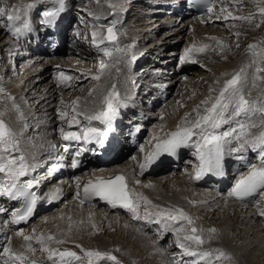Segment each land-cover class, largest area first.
<instances>
[{"label":"bare ground","instance_id":"6f19581e","mask_svg":"<svg viewBox=\"0 0 264 264\" xmlns=\"http://www.w3.org/2000/svg\"><path fill=\"white\" fill-rule=\"evenodd\" d=\"M33 1L35 0H0V7H5L8 10L2 22L0 21V67H2L0 71L5 72L9 67L5 63L9 62L11 56L18 55L20 62H22L28 51L31 54L32 52L35 53V56L25 63L17 64L18 66L21 65L17 69L18 74H8V82L2 88L7 96L15 98V104L18 105L23 118L21 119L19 113L13 109V102L3 95H0V112H4L3 119L17 133L20 152L23 153L30 165L29 174L26 178L35 180L36 186L42 185L38 192L40 197L38 202L39 207H43L44 210L41 212L43 215L37 224L30 221L29 226L20 228L14 227L9 219L6 221L0 216V249L5 247L10 239L12 250L27 255L29 264L32 261H35L36 264H51L47 259V253L40 251V246L36 240L41 235L45 237L52 235L56 239L65 241L64 244H53L52 247L62 250L69 249L79 253L80 249L76 248V245H81L86 250L114 253L125 264H177V261L179 264H189L192 258L181 256V250L176 244V234L165 229L162 223L151 222L155 217H150L149 220L143 218L136 220L133 219L131 213L122 208L110 212L108 208L97 205L82 206L77 201V192L80 191V187L84 183L97 180L107 173L123 170L129 177V189L141 193L153 204L162 208L183 209L192 217L194 226L203 229L205 235H207L208 229L215 228L217 231L211 242L203 246L204 250L222 249L232 256L231 264H264V217L259 215V211L264 209V200L258 198L252 204L238 203L229 198L223 190H217L218 187L224 186L227 182L220 184L214 180L209 182L195 180L193 178L195 171L191 166L193 159L190 154L183 163L163 164L153 174L139 172L142 156L150 152L155 143L154 140H150L151 137L164 138L166 133L177 128L186 114L192 113L194 109L200 106L202 100L209 97L210 88H219V85L216 84L218 79L222 81L225 73L236 71L249 60V56L246 54L249 45L264 41V35L257 38L258 32H255L256 24L253 20L250 23L240 21L239 24L235 25L240 28L245 27V31L249 33V39L248 43L239 42L240 47L236 49L230 41L234 35L230 29L234 23L226 25L228 20H224L225 22L221 20L232 7L237 6L242 10H248L245 15L259 17L257 0H214L216 9L199 19L190 17L185 10L184 13L181 12L183 0H142L146 14H140L141 16L138 14L140 18L137 17L133 27H131V23L126 25L125 32L122 33L121 37H126L131 42L139 41V47H135L130 56L137 55L140 59L143 57V62H147L146 66L143 68L142 63L140 65L136 63V68H134L131 62L124 58L123 53L116 51L114 57L106 63L109 65V71L100 81L92 79L93 76L99 74L100 63L94 64L91 61L96 58L95 55L101 49H115L117 43L105 42L100 46V49L94 45L93 49L96 50H90V54L76 49L73 44L68 45L67 51L69 53L66 51V54L69 56L64 60L62 57L56 56L55 53L52 56L43 50L35 52V48L38 49V46L35 44L34 38H29V35L32 37L37 35L40 44L41 42L45 46L48 44L38 30L42 20H37L36 17L46 5L52 6V8L55 5L52 0L45 1L39 6ZM78 1L80 4L84 2L93 5V2L97 0L91 2L89 0ZM110 4L114 5L117 11L123 7H130L127 5V0H110ZM17 5H35L26 14L23 8L21 9V20L17 22L18 26L21 27L18 38L8 30L7 21V15L11 14V9ZM157 5H168L170 10L166 12L164 17H161L164 11L155 10ZM222 7L225 9L224 13L220 11ZM70 9L69 1H66L65 10L61 14L66 17L67 22L71 18ZM84 9L85 7H83ZM177 9L180 10L179 16H176ZM112 10L113 7L105 3L99 9L102 14L106 15H110ZM94 12H88L84 15V20L89 29L83 31V35L88 36L89 40H91V33L94 30V23H99L100 20L93 18ZM231 13L233 16H239L236 12ZM217 16L221 18L217 19ZM24 22L30 24V30L24 29ZM77 27L80 29L81 23ZM66 28V24L62 25L59 35L68 41L69 37L65 35ZM101 32L106 33L105 28ZM161 32H163V37H160L162 41H157L155 35ZM72 34L74 35V31L70 33V35ZM155 40L159 43H153ZM217 41H222L224 47H216L215 51L209 50L206 52L207 54L204 53L206 56L204 54L199 56L197 63L201 62L200 70L192 76L188 73L179 79V74L172 64L176 62L177 65L185 49L190 48L193 44L197 46L202 44L216 45ZM182 43L184 45L180 49ZM122 45V43L119 45L120 50ZM49 46L54 48L52 44ZM55 46L59 47L58 45ZM128 47L129 45H127ZM169 49L171 50L167 53L166 59L161 62L158 61L162 56L161 53ZM219 50L224 53L220 59L217 58L218 55L216 54ZM213 53L215 54L213 55ZM151 55L156 58L151 57ZM41 63L43 64L39 65ZM189 67H192L190 63ZM195 67L197 68V66ZM15 70L16 68L13 71ZM61 71L72 77L67 82V85L70 86L59 83L57 77ZM163 78L164 82L160 86L168 90H166V94L172 95L173 90H175L174 87H178L173 98H169V96L164 100L159 95L160 87L157 86V82ZM87 80H90V86L87 85L89 92L101 87L107 91L112 84H116L120 93L117 115L112 122V130L108 133L111 140L117 143L116 150L111 151L113 158L106 164H93L96 165L93 169L89 168L74 178H66L64 175L59 179L54 178L50 181V176L47 177L46 175L51 170L50 167L52 165L56 167L59 165V161H65L68 152L63 148L66 141L61 136L59 129L63 127L66 131L69 130L68 123L73 115L71 106L77 100H79L81 108L91 109L96 106L94 98L89 97V92L86 89L80 90L74 101L71 102L69 99L72 97L71 93L76 91L77 87L85 85ZM195 83H199V85ZM261 87L264 85H258L256 89L252 90L253 97L258 95ZM135 96L145 103L160 101L164 102V105L158 110L155 108L152 116L149 117L148 113L143 114L141 109L133 104L132 100ZM135 106L139 108L136 114V111L133 110ZM144 111L147 110L144 109ZM60 112H67L69 114L67 119L61 120ZM129 113L133 114V120L137 119L138 122L145 119L144 121L148 124L145 127L149 129L146 141H149L141 143V147L145 150L143 153L135 151L134 154L126 155L120 159L121 155L126 154L128 150L123 145L130 147L125 133L126 127L133 126L127 118ZM78 119L84 126H87V122L82 116ZM93 125L99 124L93 121ZM99 126L103 127L102 125ZM28 129H30L29 133L27 132ZM71 131H78L75 123ZM253 131L258 130L254 129ZM233 155L235 158L236 155L241 154ZM91 159L92 156L88 160ZM229 160L231 159L229 158ZM166 168L169 170L166 171ZM26 178L21 177V182ZM3 181L4 177L0 174V184ZM136 181L140 183L137 184ZM78 182L79 187L77 186ZM149 184L152 185L151 188L147 187ZM57 205H60V208L52 210L51 207ZM10 206L5 201L2 207L7 209ZM145 210V207L140 209L142 217ZM148 210L155 211V209ZM33 230L35 231L33 232ZM185 230L190 231V228ZM18 231H23L24 235H33V240L30 243L36 249L34 254L27 251L26 243L29 242H26L22 236H18L16 234ZM167 236H171L173 246L170 248L163 246L160 242ZM165 249L169 252L175 250V252L167 253ZM39 257H44V260H39ZM0 264H3L2 260H0Z\"/></svg>","mask_w":264,"mask_h":264},{"label":"snow or ice","instance_id":"6c2138e0","mask_svg":"<svg viewBox=\"0 0 264 264\" xmlns=\"http://www.w3.org/2000/svg\"><path fill=\"white\" fill-rule=\"evenodd\" d=\"M52 2L55 7L42 12V24L48 27L55 25L58 17L65 10L66 4V0H52ZM198 2L203 4L208 12H212L214 5L211 0H198ZM261 5H264V0H257V14L261 18V22H264V6ZM34 6H14L11 9V14L7 15L8 30L14 35L19 34L21 27L17 22L21 20V9L23 8L26 14ZM109 6L114 5L110 4ZM7 11L5 7H0V17L4 16ZM220 11L224 13L225 9L222 7ZM229 17L233 21L249 23L255 19L254 15L233 16L231 12L223 16L225 20ZM93 18L100 19L95 15ZM220 18L217 16V19ZM259 26V24L256 25V27ZM23 27L30 30V25L27 22H24ZM93 27L91 40L98 49L105 42L112 44L117 42L118 37L114 23L107 27L106 33L96 30V26ZM100 27L102 28L103 25ZM236 35L238 37L239 33ZM216 47L223 48V42L217 41L216 45L197 46L193 44L190 48L185 49L184 54L180 57V63H197L199 56L209 50L215 51ZM237 47H239L238 44ZM262 49H264V41L249 45L246 50L249 60L246 63L234 72L225 73L222 81L218 79L216 84L219 85V88H210L209 97L202 100L200 106L192 113L186 114L175 131L166 133L164 138L153 137L155 143L152 150L145 154L143 163L139 165L141 172L150 168L161 156L166 154L175 157L178 151L184 148L190 149L191 154L199 162L193 177L195 180H201L209 173L222 177L225 175L226 157L239 153L241 155L236 156V159L244 160L243 154L251 150L253 153H259L260 165H246L248 170L239 176L227 196L242 203L252 197L264 200V87L260 88L256 97L252 96L253 89H256L258 85H264V51H261ZM101 50L105 56L111 57L110 51ZM108 71L109 65L101 61L99 74L93 76L92 79L100 81ZM57 78L59 83L70 86L67 85V82L72 77L63 71L58 73ZM0 95L13 102V109L19 113L22 119L23 114L15 104V98L7 96L2 88H0ZM88 95L94 98L96 106L91 109L81 108L79 100L75 101L71 106L73 115L68 123L69 130L66 131L61 127L59 131L65 141L94 142L102 148L117 115L120 93L116 84H112L107 91L101 87L93 89ZM59 115L61 120H65L69 114L60 112ZM3 116L4 112H0V174L4 177L3 183L0 184V196L7 197L10 201L21 202V207L14 208L10 212L11 223H27L33 216L40 197L32 191L36 182L32 180L21 182V177H26L29 174L30 165L23 153L20 152L17 133L8 126ZM81 116L87 122V127H81L79 131H71L74 123L79 125L78 118ZM93 121L103 127L94 126ZM254 129L258 131H253ZM140 151L143 153L145 150L141 147ZM72 166H79V161ZM136 183L140 182L136 181ZM77 186L79 187V182ZM147 187L151 188L152 185L149 184ZM83 192L84 200L99 197L112 208H122L131 213L133 219L149 220L150 217H155L151 222L162 223L165 229L176 234V244L181 250V256L192 258L189 264H226V262L231 264L233 260L232 256L222 249L204 250L203 246L213 239L217 231L215 228L208 229L207 235H205V231L195 227L192 217L183 209L162 208L153 204L146 196L129 189L126 177L123 175L89 181ZM79 195L77 192L78 198ZM142 207L146 208L143 217L140 215ZM148 209H155V211ZM6 211L8 210L0 207V214ZM259 215L264 217V209L259 211ZM186 228H190V231H186ZM16 234L29 242L26 243L27 251L34 254L36 249L30 243L33 240V235H24L23 231H18ZM36 243L40 246L41 252L47 253V259L51 264H120L118 258L112 253L86 250L81 245H76V248L80 249L79 253L52 247L53 244L65 243L64 240L56 239L52 235L46 237L41 235ZM0 260L3 261V264H29L27 255L12 250L10 239L8 244L0 249ZM31 264H36V262L32 261Z\"/></svg>","mask_w":264,"mask_h":264},{"label":"rangeland","instance_id":"374dc122","mask_svg":"<svg viewBox=\"0 0 264 264\" xmlns=\"http://www.w3.org/2000/svg\"><path fill=\"white\" fill-rule=\"evenodd\" d=\"M49 2L50 0H35V1H33V3L34 4H36L37 6H39V5H41V4H43L44 2ZM66 1H69V6L71 7V9H70V11H71V18H70V20H69V22H70V24H68L69 22H67L66 23V29H65V35L66 36H68L69 37V40L68 41H66V44H65V46L66 47H57V46H54V48H51L50 46H49V44H46L47 46H45L44 44H43V42H41V46L43 47V49H39V50H43L45 53H47V54H52V56H53V54L55 53V54H57L56 56H60V57H62V59L64 60L65 58H67V56H69L68 54H66V51H67V49H68V45L70 46V45H72L73 44V47H75L76 49H80V50H82V51H86L85 53L86 54H90V50H96V49H93V46H94V44L93 43H91L90 44V41H88L89 39L86 37L85 38V40H86V42L83 40V38L85 37V35H83V31H86L87 29H89V27H87V24H86V21L84 20L85 18H84V15H85V13H88V12H93V11H95L94 12V15L95 16H99L100 17V20H99V23H94L95 24V26H96V28L98 29V30H100V31H103V28H105V30L107 31V29H106V24L108 23V22H112V23H115V21H116V19L118 20V23L116 24L117 26V28H115V31H116V34L119 36V34H121V33H123V32H125V28H126V25L128 26V24L129 23H131V27H133L134 25H135V23H134V21H136V19H138V18H140V16L141 15H144V14H146V13H144V11L146 12V9L144 8L143 9V7H144V4H143V1L142 0H127V5L128 6H130V7H127V8H125V7H123L121 10H115V6H112L113 7V10L111 11V13H110V15H106V14H102L100 11H99V9H100V6L103 4V3H105V4H107V5H110V0H99V3H97V1H95V2H93V5H90V4H87V3H84V2H82L81 4L79 3V1L78 0H66ZM92 0H89V2H91ZM246 1H252V0H246ZM77 6V7H76ZM168 5H166V6H163V5H157V6H155V10H161V11H164V13L163 14H161V17H164L165 15H166V12H168L169 10H170V8L169 7H167ZM83 7H85V9L83 10ZM50 9H52V6H48V5H46V7L44 8V9H42V11H40L39 13H38V15H37V17H36V19L37 20H40V19H42V12L43 11H46V10H50ZM154 10V11H155ZM177 12H179V13H177ZM181 12H183L184 13V9L183 10H181ZM229 12H236L239 16H247V15H245V14H247L248 13V10L247 9H244V10H242V9H240V7L239 6H237V7H232L231 8V10H229ZM140 16H139V15ZM179 14H180V10L179 9H177L176 10V16H179ZM256 15V14H255ZM112 16V17H111ZM5 16H3L2 17V19L0 20L1 22H2V20H3V18H4ZM138 17V18H137ZM221 20H225L223 17L221 18ZM228 21H226V25H228V23H234L233 24V27H231V31L233 32V37H231L230 38V41L232 42V45L234 44V46L236 47V49L237 48H239L240 47V43L239 42H246V43H248L247 41H248V39H249V36H248V34L249 33H247L246 31H245V27L243 28V27H237V25H235V24H239V22L240 21H233L232 19H231V17H229V19H227ZM41 21V20H40ZM42 22V21H41ZM121 22V23H120ZM225 22V21H224ZM253 22L257 25V24H259L260 26L259 27H256L255 26V32H258L256 35H257V38H260V37H262L263 35H264V22H261V18H259L258 16H255V19L253 20ZM81 23V28L80 29H78V27H77V25L79 26V24ZM120 23V24H119ZM125 23V24H124ZM133 23V24H132ZM240 24H242V23H240ZM88 25H90V26H92L91 24H88ZM101 25H103V27L101 28L100 26ZM235 25V26H234ZM248 27V26H247ZM74 31V35L72 34V35H70V33H72ZM164 32V31H163ZM163 32H161V33H157L156 35H155V38L157 39V41H159V40H161L162 38H160V37H163ZM237 33H239V36L237 37ZM122 35V34H121ZM121 35H120V39H118L119 40V43L118 42H116L117 43V45H116V48L115 49H107L108 51H110L111 53H112V55H111V57H109V56H105L104 55V53H103V51L101 50V51H99V53L97 54V55H95V59H93V61H91V63L92 62H94V64L96 63V64H99L101 61H103L105 64L106 63H108L113 57H114V53L116 52V51H118V52H120V53H123V56H124V58H126V59H128V61L129 62H131V64H132V66H134V68H136V63H139V65L141 64V66L144 68L145 66H146V64H147V62L145 61V62H143V60H142V58L140 59V58H138L137 57V55H135V56H130L131 55V52L133 53V49L135 48V47H139V45H138V43H139V41H136V42H131L130 40H128V39H126V37H121ZM117 36V37H118ZM123 38V39H122ZM156 40L155 41H153V43L155 42V43H159V42H157ZM162 41V40H161ZM68 42H69V44H68ZM127 42V43H126ZM129 42V43H128ZM123 44L122 45V49L120 50V44ZM239 43V44H238ZM237 44L239 45V47H237ZM105 45H107V44H105ZM104 45V46H105ZM127 45H129V47L127 48ZM184 45V43H182L181 45H180V49H181V47ZM248 45V44H247ZM125 46H126V48H125ZM158 46V45H157ZM115 47V46H114ZM39 48V47H38ZM69 48H71V47H69ZM113 48V47H112ZM119 48V49H118ZM35 49H37V48H35ZM170 50L171 49H169V50H167L166 52H163V53H161L162 54V56L159 58V60L158 61H163V60H165L166 59V55H167V53H169L170 52ZM156 51V50H155ZM67 53H69V51H67ZM215 53H213V55H214ZM217 55H218V59H220L221 57H223V55H224V53H222V52H220V50L216 53ZM153 55V54H152ZM151 55V57H153ZM25 56V59H23L22 60V62H20V59H19V57H18V55H14V56H11L10 57V59H9V62L7 61L6 63H5V65H7V66H9L6 70H5V72H1L0 71V88H3V85L4 84H6L7 82H8V79H9V77H8V74H18V67L20 68L21 67V65H17L18 63H22L23 64V62L25 63L28 59H31V58H33L34 56H35V53H33L32 52V54L28 51V53L27 54H25L24 55ZM206 56V55H205ZM131 57V58H130ZM153 58H156L155 56L153 57ZM131 60V61H130ZM141 60V61H140ZM16 61V62H15ZM200 61V60H199ZM201 63V62H200ZM200 63L198 64V63H190L191 65H192V67H190L188 70H186L187 72H185L184 74H182V73H180V72H178L177 70H176V67H175V65H176V62L174 63L173 62V67L175 68V71L179 74V79H180V77H182V76H184V75H188V73H189V75L190 76H192L195 72H197V71H199L200 70ZM43 63H41V64H39V65H42ZM195 66H197V68L195 67ZM199 66V67H198ZM2 67H0V69H1ZM16 68V70L15 71H13L14 69ZM50 71V70H49ZM89 81L90 80H87L86 81V83H85V85L83 86V85H81V86H79V87H77V90L76 91H74V92H72L71 93V96L72 97H70L69 99H71V102L72 101H74L75 100V97L77 96V95H79V92H80V90H83V89H86V91H87V85L89 84ZM164 82V78L163 79H161L159 82H157V86L159 85V92L161 91V90H163L165 93H167V89H165L164 87H161L160 85L162 84ZM195 84H197V85H199V83H195ZM175 85V84H174ZM89 86H90V84H89ZM168 87V86H167ZM158 88V87H157ZM174 89L175 90H173V92H172V95H168L167 94V97L166 98H163V92L160 94L159 93V95H161L162 96V98L164 99V100H166L169 96V98H173V94H175L176 92H177V90H178V87L176 86V87H174ZM167 90V91H166ZM87 92H89V91H87ZM133 101V104H135L136 106H138L140 109H141V112L143 113V114H145L146 115V113H148V116L150 117V116H152V113H153V110L155 109V108H157V110L158 109H160V108H162V106L164 105V102H158V101H154V102H151L150 100V103H145V101L143 102V100L142 99H138V98H136V96L134 97V99L132 100ZM137 103H139V104H141V105H138ZM135 106V109H133L134 111H136L135 112V114L137 113V109H139L138 107H136ZM153 107V108H152ZM144 109H146L147 111H144ZM133 112V111H132ZM155 112H156V110H155ZM134 113V112H133ZM133 114H131V113H129L128 115H127V118L132 122V124H133V126H136L137 127V125H135L136 123H138V120L137 119H134L133 120ZM143 120H145V119H143ZM143 120H141V121H143ZM134 122H135V124H134ZM132 124H130V125H132ZM29 131H30V129H28V133H29ZM123 147L125 148V149H128V146H126V145H123ZM185 161V160H184ZM55 163V162H54ZM64 163V161H59L58 162V164L59 165H57L56 167H62V164ZM183 163V162H182ZM47 175V174H46ZM47 177H48V175H47ZM54 178H49V180L51 181V180H53ZM2 197L3 196H0V207H2L3 205H4V203H5V201H6V199L4 198V199H2ZM256 199H258V197H256ZM255 199V200H256ZM45 200H47V199H45ZM255 200H253V202L255 201ZM253 202H251V203H249V204H252ZM8 207V206H7ZM51 208H53L52 210H55V209H58V208H60V205H57V206H55V207H51ZM6 209V208H5ZM7 210L8 211H6L5 213H3V214H0V216L1 217H3V219L4 220H6V221H8V219H9V222H11V220H10V211H9V208H7ZM42 213H39V215L37 214L35 217H34V219L31 221V222H33V223H35V224H37V222L39 221V219L42 217ZM5 221V222H6ZM30 224H28L27 226H29ZM161 243H162V245L163 246H165V247H168V248H170V247H172L173 245H172V242H171V236H167V237H165L162 241H160ZM165 251L167 252V253H174L175 252V250H170V252L168 251V250H166L165 249ZM113 255H114V253H112ZM116 256V255H115ZM117 257V256H116ZM40 259L39 260H44V257L43 258H41V257H39ZM119 261H120V264H125L124 262H122L121 261V259H118Z\"/></svg>","mask_w":264,"mask_h":264}]
</instances>
